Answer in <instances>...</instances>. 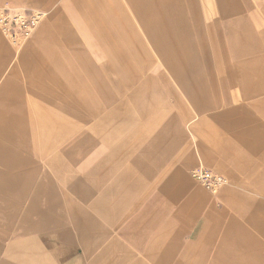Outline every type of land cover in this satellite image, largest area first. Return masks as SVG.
<instances>
[{
  "label": "crops",
  "instance_id": "obj_1",
  "mask_svg": "<svg viewBox=\"0 0 264 264\" xmlns=\"http://www.w3.org/2000/svg\"><path fill=\"white\" fill-rule=\"evenodd\" d=\"M13 1L21 3L24 0ZM61 1L62 5L68 3L69 8L63 11L61 6L56 7L47 22L39 28L34 40H43L44 46L49 50L70 49L75 60L81 65L82 73L72 77L76 81L74 85H56L55 102L45 100L36 105L27 101L23 95H16L15 90L22 91V88L16 87L29 82V78H23V75L27 76V72L19 71L18 67L24 65L28 67L31 56L28 54V47L22 49L18 46V50L13 53L0 31V231H10L11 235V238L8 235L7 242L0 243V246L6 251L20 247L28 248L29 241L15 237L24 234L27 230L24 224L27 223L28 216L36 210L43 216L47 215L48 219L45 221L54 222L58 221L57 216L60 217V214L68 213V216H71L72 213L84 212L82 209L79 210L68 196L63 198L67 203L65 205L60 203L61 197L46 196L40 205L35 206V194L47 190L40 188L43 183L51 184L47 191L50 195L57 192L52 185V177H66L67 173L64 171L67 164L77 168L79 178L105 179L117 172L118 166L121 168L124 164L130 163L142 170L141 173L148 170L152 162L147 154H152L153 150L150 148L155 147L161 133L159 135L156 133L144 146L145 140L138 139L131 149L121 151L119 154L114 153L115 149L106 145L109 142L108 135L117 131L113 129L121 130L122 126L126 125V116L131 117L126 101L136 100V97L138 99L144 94L158 91L157 81L167 82L168 78L173 79L182 90H188L191 86L190 80L196 82L197 88H203L201 81L204 77L221 76L228 79V84L231 82L238 86L240 84L246 97L250 98L251 104L264 106V45L261 41L252 39L255 26L250 16L229 20V40L233 42V51L228 54L230 57L228 70L196 68L190 70L188 59L181 55H184L183 51H179L181 53L179 55L172 52L169 34L197 30L203 13L198 0ZM109 29L112 31L109 32ZM80 31L88 38L87 51L77 42L76 35ZM137 35L145 36L146 47L136 38ZM128 42L131 45H125ZM129 47H132V50H129ZM39 56L44 63V70L49 73L61 71V64H57L59 58L55 62H50L39 52L33 57ZM153 56L161 61L163 72L159 69V72L149 74L135 72L125 74V67L140 65L156 67ZM142 59L148 63H142ZM58 79L61 81L63 77ZM43 82L49 80L45 79ZM136 107L139 110L141 108L138 104ZM141 112L145 114L147 111L143 109ZM175 137L180 142L185 139L183 131L178 126H175ZM63 155L69 161H65ZM246 166L244 168L247 173L255 169L253 166ZM176 170L175 174L182 184L188 185L184 170L182 168ZM122 171L129 177L135 175L127 166ZM130 185L138 191L143 189L140 184L132 182ZM179 189L178 186L177 191ZM78 191L82 194V190ZM172 199H175V196ZM230 200L233 201L228 206H220L218 212L231 217L235 215L247 217V208L255 210L261 206L256 200L249 199L238 191ZM151 203V200L147 202L146 207L151 206ZM39 206H42L43 210ZM112 209L113 204H109L104 211ZM193 209L190 207L186 213L183 212L184 219L194 218ZM143 212L154 213L150 207ZM158 216L152 217V221L158 220ZM203 217L208 233L212 234L219 230L218 224H211L207 213H204ZM17 218L21 222L18 221L10 227V221ZM142 218L143 215L139 213L128 221L122 231L127 238L121 240L112 237L101 246L97 257L82 256L78 252L79 248L75 250V246L69 248L60 245L62 237L57 231L52 234L56 240L55 247L49 248L48 253L55 264H113V262L119 264L125 259L131 260L132 264H138V261L141 264L144 257L154 258V254L166 258L173 255L174 253L170 254L168 249L167 228L164 227L165 230L161 231L163 234L152 233L153 236L149 237L148 227L143 226ZM74 224L80 233H89L96 229L95 222L89 217L77 219ZM3 234L5 233L0 232V237ZM190 240V243L184 244L181 236L170 241L175 243L177 256L184 258L186 255L188 257V254L192 256L201 254L200 237H191ZM247 248H253L250 253L255 252L258 264H264V243L255 244L254 241L247 244ZM2 251L1 248L0 254H3L0 256V264H15L21 261L18 255L11 256ZM138 251L140 255H137ZM114 253L120 254L116 260L113 258ZM13 261L15 263H11ZM176 264H184V261ZM200 264H203L201 260Z\"/></svg>",
  "mask_w": 264,
  "mask_h": 264
},
{
  "label": "rangeland",
  "instance_id": "obj_2",
  "mask_svg": "<svg viewBox=\"0 0 264 264\" xmlns=\"http://www.w3.org/2000/svg\"><path fill=\"white\" fill-rule=\"evenodd\" d=\"M61 2V0L31 2L24 0L19 3L13 0H0V7L6 6L12 11L30 13L39 10L43 14L35 32L22 42H14L2 36L13 53L18 50V46L22 49L28 47L30 64L28 67L24 65L18 69L23 73L27 72V76L23 75V78H29V82L16 87L22 88L21 94L19 90L15 92L16 95H23L27 101L36 105L45 100L55 102L56 85H74L76 81L72 77L82 73L81 65L75 60L70 49L49 50L44 46L43 40H34L39 28L47 22L56 7L61 6L63 11L69 8L68 3L62 5ZM198 2L203 13L197 30L169 34L172 52L179 55L181 54L179 51H183L184 55H181L188 59L190 70L229 69L228 54L233 51V42L229 40V20L250 16L255 26L252 39L261 41L264 45V0H198ZM248 9L253 11L249 12ZM111 31L109 29V32ZM136 38L144 43L145 47L147 46L145 36L137 35ZM76 39L87 51L88 38L84 32H78ZM125 45L131 44L128 42ZM129 50H132V47H129ZM36 52L50 62H55L59 58L57 64H61V71L55 70L49 73L44 70L42 58L33 57ZM153 59L157 64L156 67L147 65L125 67V74H134V72L149 74L160 70L163 72L161 61L155 56ZM142 63L148 61L142 59ZM58 77L63 79L59 81ZM45 79L49 82H43ZM227 80L221 76L215 78L206 76L201 81L203 88H197L196 82L190 80V89L182 90L177 81L168 78L167 82H156L158 91L144 94L138 99L136 97V100L128 99L125 104L130 108L131 117L126 116V125L122 126L121 130L113 129L117 131L108 135L109 142L106 146L115 149L114 153L119 154L121 151L131 149L138 139L145 140L144 146L156 133L158 135L161 133L155 147L150 148L153 150H151L152 154L149 153L152 157L147 154L152 162L148 170L141 173L142 170L130 163V165L124 164L121 168L118 166L117 172L105 179L79 178L77 175L80 173L77 168L67 164L64 171L67 173L66 177H52V185L57 192L50 195L47 191L51 184L43 183L40 188L47 190L35 194V206L40 205L46 196L61 197L60 203L65 205L67 203L63 198L68 196V199L84 212L72 213L71 216L63 213L60 217L57 216L60 222H54L45 221L48 219L47 215L43 216L36 210L28 216L27 223L24 224L27 229L24 234L15 237L29 241L28 248L20 247L6 251L0 246L2 252L5 251V254L11 256L18 255L21 261L11 262L15 264H55L48 252L49 248L55 247L56 240L52 234L57 231L62 237L60 245L69 248L75 246V250L79 248L78 252L82 256L94 258L99 255L101 246L112 237L126 239L122 231L128 221L141 213L143 226L148 227L149 237L153 236L152 233L163 234L164 232L161 231L165 230L164 227L167 228L168 249L170 254L174 253L168 258L155 254L154 258L144 257L141 264H176L183 261L184 264H200V260L203 264L210 262L215 264L221 261L223 264H258L254 256L255 252L250 253L253 248H247V244H252L254 241L255 244L264 243V106L251 104L250 98H247L243 91L244 88L240 84L239 86L232 82L228 84ZM137 104L141 107L140 110L136 107ZM142 108L146 109L145 114L141 112ZM113 122L116 124L115 121ZM175 126L183 131L185 139L182 142L175 137ZM63 157L65 161H69L65 155ZM198 165L223 173L227 177L226 185L216 192L205 189L191 176L192 168ZM246 165L255 169L247 170V173L244 168L247 167ZM126 166L135 172L134 176L129 177L123 173L122 170ZM177 168L184 170L188 185H183L175 174ZM132 182L140 184L143 189L138 191L132 188L130 185ZM178 186L179 191H177ZM75 187L82 190L83 195L77 189H72ZM237 191L244 193L249 199L256 200L261 204L260 208L255 210L247 208V217L242 215L231 217L218 212L220 206H228L233 201L230 199ZM173 196L175 199H172ZM150 200L151 206L146 207ZM109 204H113L112 211H104ZM39 207L43 210L42 206ZM149 207L154 213L143 212ZM190 207L194 208L195 212L192 210L194 218L186 220L182 214H185ZM204 213L208 214L211 224L219 225L220 231L212 234L206 231ZM155 216H158V220L152 221V217ZM83 217H89L95 222L94 231L80 233L74 221ZM18 221L21 222L18 218L13 219L9 226L12 227ZM0 232L5 233L0 237V243L4 244L10 231ZM181 236L184 244L190 243L191 237H200L201 254L199 256L188 254V257L186 255L184 258L177 256L175 243L170 241ZM9 237L11 238V235ZM137 253L140 255L139 251ZM119 255L114 253V260L118 259ZM113 264L118 263L113 262ZM119 264H132V262L125 259Z\"/></svg>",
  "mask_w": 264,
  "mask_h": 264
},
{
  "label": "built area",
  "instance_id": "obj_3",
  "mask_svg": "<svg viewBox=\"0 0 264 264\" xmlns=\"http://www.w3.org/2000/svg\"><path fill=\"white\" fill-rule=\"evenodd\" d=\"M43 14L37 10L30 13L12 11L8 7H0V31L14 42L30 37L38 27ZM191 176L205 189L216 192L224 187L227 177L221 172H215L204 165H198L191 170Z\"/></svg>",
  "mask_w": 264,
  "mask_h": 264
}]
</instances>
